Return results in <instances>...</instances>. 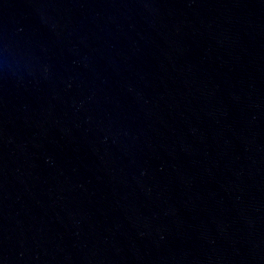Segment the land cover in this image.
Returning a JSON list of instances; mask_svg holds the SVG:
<instances>
[{
  "label": "water",
  "instance_id": "1",
  "mask_svg": "<svg viewBox=\"0 0 264 264\" xmlns=\"http://www.w3.org/2000/svg\"><path fill=\"white\" fill-rule=\"evenodd\" d=\"M0 264H264V0H0Z\"/></svg>",
  "mask_w": 264,
  "mask_h": 264
}]
</instances>
